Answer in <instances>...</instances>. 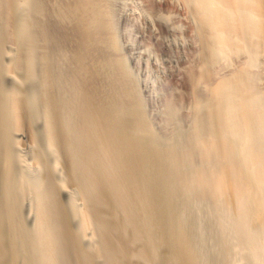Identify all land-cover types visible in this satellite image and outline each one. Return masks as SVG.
I'll list each match as a JSON object with an SVG mask.
<instances>
[{"label": "bare ground", "instance_id": "bare-ground-1", "mask_svg": "<svg viewBox=\"0 0 264 264\" xmlns=\"http://www.w3.org/2000/svg\"><path fill=\"white\" fill-rule=\"evenodd\" d=\"M11 1L0 144L32 141L40 123L53 149L33 160L37 185L10 164L0 172V264H264V0H146L148 24L178 33L164 76L183 85L155 99L136 88L116 0H35L33 29L27 14L10 18ZM5 42L18 45L9 57ZM37 70L51 81L42 109L4 92V71ZM53 75L73 84L59 91ZM28 198L32 224L21 218Z\"/></svg>", "mask_w": 264, "mask_h": 264}, {"label": "rangeland", "instance_id": "rangeland-1", "mask_svg": "<svg viewBox=\"0 0 264 264\" xmlns=\"http://www.w3.org/2000/svg\"><path fill=\"white\" fill-rule=\"evenodd\" d=\"M11 6L14 13L10 18L16 21L27 14L30 19V28L33 29L36 26V17L33 16L35 0H12ZM108 8L111 10L112 25L118 34V41L122 50L132 60L131 65L136 73V75H133L136 88L142 89L145 96L149 95L154 89V99L161 94L177 98V90L183 89V85L167 80L164 71L169 67V62H177L179 59L180 55L165 45V43L171 44L178 37V33L162 30L156 23L153 26L148 24L145 19L146 15L150 14L155 19L157 17L156 12L148 6L146 0H116L115 5ZM156 11L166 19L170 26L176 23L172 18L174 9L171 7L166 4H157ZM4 15L5 8L2 0H0V18ZM152 29L156 30V35L152 33ZM29 36L30 33H28V38ZM16 48H18V45L15 42H5L3 57L14 54ZM39 50V44L34 43L32 57L27 65L35 70L39 65ZM5 74L6 71L2 75L4 92L11 97H22V101L26 105L42 109L43 91L45 93L50 91L51 81L48 83V79L39 75L38 70L35 75ZM16 80L20 81L23 92H18V88L14 84ZM52 83L57 86L59 91H65L73 84V79L67 75H53ZM40 115L42 114L40 113ZM19 140L15 143L14 138L11 136L5 145L0 144V172L6 164H10L16 180L21 185L25 184L27 187H32L41 180V176L33 170V160L37 157V154L49 155L53 149L50 145L52 141L40 123H36L34 126L32 141L30 134L24 136V138H19ZM51 161L54 162L53 157ZM88 197L93 198L91 194ZM31 203L32 199L28 198L22 206L21 218L28 224H32L31 221L34 217L31 211Z\"/></svg>", "mask_w": 264, "mask_h": 264}]
</instances>
